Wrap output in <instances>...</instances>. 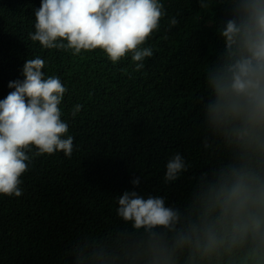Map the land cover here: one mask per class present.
Returning a JSON list of instances; mask_svg holds the SVG:
<instances>
[{
    "label": "trees",
    "instance_id": "obj_1",
    "mask_svg": "<svg viewBox=\"0 0 264 264\" xmlns=\"http://www.w3.org/2000/svg\"><path fill=\"white\" fill-rule=\"evenodd\" d=\"M158 2L165 15L142 45L153 55L137 71L130 54L113 64L99 49L73 55L42 48L29 38L41 0H0V100L14 91L9 82L23 80L25 61L39 56L45 77H58L67 89L59 107L74 138L71 157L36 155L33 147L22 195L0 194V264H75L73 249L86 237L131 230L117 215L125 191L164 197L166 207L183 211L201 174L227 160L204 119L207 72L224 47L219 30L230 18L227 6ZM77 104L83 107L73 116ZM176 153L188 170L166 183Z\"/></svg>",
    "mask_w": 264,
    "mask_h": 264
},
{
    "label": "clouds",
    "instance_id": "obj_2",
    "mask_svg": "<svg viewBox=\"0 0 264 264\" xmlns=\"http://www.w3.org/2000/svg\"><path fill=\"white\" fill-rule=\"evenodd\" d=\"M230 18L219 30L223 50L207 72V128L222 140L228 158L202 173L187 206L166 207L165 198L125 191L118 217L131 223L107 238H85L73 249L75 264H264V0H221ZM207 7L206 0H200ZM165 15L158 0H41L33 42L73 55L103 51L113 63L129 54L144 68L151 47H142ZM178 21L173 18L170 24ZM45 61L27 59L23 80L9 82L0 100V194L20 197L21 176L36 155L62 151L71 157L74 138L61 119L67 89L45 77ZM82 105L77 104L75 116ZM205 148L210 147L205 141ZM188 170L176 153L164 180ZM134 186L139 178L132 181Z\"/></svg>",
    "mask_w": 264,
    "mask_h": 264
}]
</instances>
